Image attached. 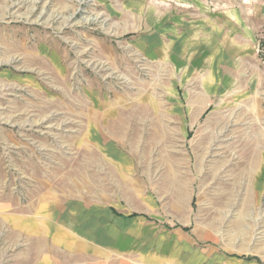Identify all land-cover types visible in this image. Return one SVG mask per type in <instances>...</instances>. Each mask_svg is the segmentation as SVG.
<instances>
[{"label":"rangeland","instance_id":"obj_1","mask_svg":"<svg viewBox=\"0 0 264 264\" xmlns=\"http://www.w3.org/2000/svg\"><path fill=\"white\" fill-rule=\"evenodd\" d=\"M0 264H264V0H0Z\"/></svg>","mask_w":264,"mask_h":264},{"label":"crops","instance_id":"obj_2","mask_svg":"<svg viewBox=\"0 0 264 264\" xmlns=\"http://www.w3.org/2000/svg\"><path fill=\"white\" fill-rule=\"evenodd\" d=\"M121 100V102H123L124 101V99H120ZM94 104L96 103V102H93ZM110 104L111 103H107V101L106 102H104V103H102V105H101V107L99 108V106H100V104H98V103H96V105H98V112H94L95 113V115H94V119H95V121H96V124H97V126H96V131L99 133V136H100V138L102 139V135H104L103 134V132L100 130V126H99V122H101V121H99L100 120V112L101 111H103L102 113L103 114H106V113H108V112H106V111H108L111 107H110ZM100 109V110H99ZM100 111V112H99ZM104 137V136H103ZM60 232H58V231H55V235L56 234H59Z\"/></svg>","mask_w":264,"mask_h":264},{"label":"bare ground","instance_id":"obj_3","mask_svg":"<svg viewBox=\"0 0 264 264\" xmlns=\"http://www.w3.org/2000/svg\"><path fill=\"white\" fill-rule=\"evenodd\" d=\"M102 127V126H101Z\"/></svg>","mask_w":264,"mask_h":264}]
</instances>
